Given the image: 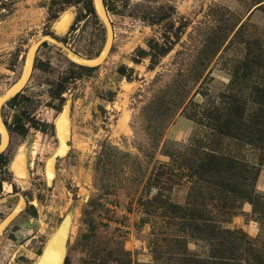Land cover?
<instances>
[{
	"label": "rangeland",
	"instance_id": "374dc122",
	"mask_svg": "<svg viewBox=\"0 0 264 264\" xmlns=\"http://www.w3.org/2000/svg\"><path fill=\"white\" fill-rule=\"evenodd\" d=\"M104 1L114 28L105 61L83 67L44 43L28 85L3 107L8 124L22 120L3 159L27 150L37 165L55 157L56 178L51 187L15 194L14 180L0 176V224L21 199L36 201L1 234L0 264H41L64 225L63 264H183L189 253L208 264L214 215L208 192L202 201L191 190L187 167L225 107H247V128L222 145L251 167L261 163L255 184L264 196V134L255 143L249 129L252 90L264 84V0ZM69 12V27L58 33ZM45 35L87 58L100 55L106 39L93 0H0V95ZM66 104L71 138L61 156L56 120ZM226 112L237 125L238 109ZM227 220L224 227L264 246V224L250 201Z\"/></svg>",
	"mask_w": 264,
	"mask_h": 264
},
{
	"label": "trees",
	"instance_id": "16d2710c",
	"mask_svg": "<svg viewBox=\"0 0 264 264\" xmlns=\"http://www.w3.org/2000/svg\"><path fill=\"white\" fill-rule=\"evenodd\" d=\"M250 54L252 53L249 52V57ZM252 91L257 95V99H253L257 105L251 121L252 127L248 128L252 130L251 135L255 139L253 142L258 143L263 140L261 136L264 134V84H258ZM229 99H237L236 93L229 95ZM227 109L229 112L238 109L237 125L229 118ZM246 112V105L237 108L229 106L224 108L222 115L213 117L214 121L209 126L213 131V138L206 145H198L202 151L198 150L196 160L187 167L191 171L189 173L191 190L200 191L198 198L202 201H206L204 192H208L209 207L214 215L212 233L209 236L212 247L209 257L211 261L208 264H264V246L259 240L252 239L242 229H231L222 225L228 222L227 219L238 214L245 201L253 204L254 216L262 225L264 224V196L256 193L255 184L258 179V166L261 163L251 167L246 159L236 153L224 151L222 145L225 139L235 137L233 135L235 130L239 133L241 129L247 128ZM2 155L0 165L3 164ZM189 255L183 264H207L201 261L198 254Z\"/></svg>",
	"mask_w": 264,
	"mask_h": 264
},
{
	"label": "water",
	"instance_id": "95a60500",
	"mask_svg": "<svg viewBox=\"0 0 264 264\" xmlns=\"http://www.w3.org/2000/svg\"><path fill=\"white\" fill-rule=\"evenodd\" d=\"M94 9L99 21L105 28L106 39L100 55L94 58L84 57L69 47H67L64 43L57 40L55 37L51 35H45L35 41L32 44L30 49L28 50L24 68L20 78L10 86L6 91H4L0 95V156L4 154L10 145L11 135L10 130L7 126V123L4 121L2 116L3 107L12 99H14L22 90L28 85L31 75L33 73V68L35 64L36 55L40 49V47L44 43H49L52 45H57L62 47L70 60L80 66L83 67H95L101 65L107 55L109 54L112 45L114 43V28L112 21L109 17L108 10L105 5L104 0H93ZM263 4V3H262ZM261 5V4H260ZM73 19V13L69 12L62 17V19L58 22L56 26V30L58 33L64 32L69 27L71 21ZM56 132L57 137L59 139L60 145L56 150V155H67L68 154V145L67 142L71 138V106L70 104H66L58 116L56 120ZM19 167V168H18ZM26 172V153L22 152L17 155V157L11 162V169L17 175V177L21 178L20 169ZM16 169H19L16 170ZM46 176L47 182L49 186H53L55 178H56V159L55 157H51L47 160L46 166ZM1 202V200H0ZM27 203L24 199H21L17 207L13 210V212L8 215L0 224V236L3 231L7 228V226L18 216L20 215L26 208ZM68 227L64 225L55 238L52 240L50 245L48 246L44 258L41 264H63L65 247L68 237Z\"/></svg>",
	"mask_w": 264,
	"mask_h": 264
},
{
	"label": "flooded vegetation",
	"instance_id": "af4514ba",
	"mask_svg": "<svg viewBox=\"0 0 264 264\" xmlns=\"http://www.w3.org/2000/svg\"><path fill=\"white\" fill-rule=\"evenodd\" d=\"M7 123V121H5ZM22 120L18 118L17 122H15L13 125H10L7 123V126L9 128V130L11 131V128H15L16 124L18 123H21ZM29 132L28 131H21V134L24 135V137H28V134ZM6 164H5V169L6 171L2 174L0 172V176L3 175L5 177V179L10 176L11 179L14 180L15 182V186L16 187H13V189L9 192H12V193H19L21 191H34V187L36 188L37 191H40L43 189L44 186H48V182H47V177H46V166H47V161L45 160L44 161V165H41V164H36V161L32 162L31 161V156L28 152V150L26 151V173H27V183H22V181L19 179V177H17V175L12 171L11 169V162H12V158H4L3 159ZM39 167H43V174L39 171ZM0 171H2V169H0ZM24 173V172H23ZM40 175H43L44 178H40L39 176ZM5 179H1L0 178V181L5 183ZM18 180V182L20 184H17L16 181ZM21 182H20V181ZM29 180H30V187H24L23 185L24 184H29ZM28 196V195H27ZM26 196V197H27ZM28 200V199H27ZM27 203H31V204H35V202H32L31 200H28Z\"/></svg>",
	"mask_w": 264,
	"mask_h": 264
},
{
	"label": "bare ground",
	"instance_id": "6f19581e",
	"mask_svg": "<svg viewBox=\"0 0 264 264\" xmlns=\"http://www.w3.org/2000/svg\"><path fill=\"white\" fill-rule=\"evenodd\" d=\"M16 170L19 171V169H16ZM20 172H21V175H23V178H22V176H21V178H19V179H20L22 182H26V181H27V173H26V172L23 173L24 170H22V168L20 169Z\"/></svg>",
	"mask_w": 264,
	"mask_h": 264
}]
</instances>
